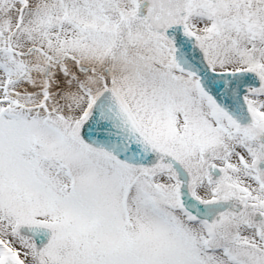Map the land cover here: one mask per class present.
Masks as SVG:
<instances>
[{"label": "snow or ice", "instance_id": "snow-or-ice-1", "mask_svg": "<svg viewBox=\"0 0 264 264\" xmlns=\"http://www.w3.org/2000/svg\"><path fill=\"white\" fill-rule=\"evenodd\" d=\"M0 264H264V0H0Z\"/></svg>", "mask_w": 264, "mask_h": 264}]
</instances>
